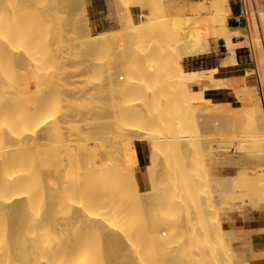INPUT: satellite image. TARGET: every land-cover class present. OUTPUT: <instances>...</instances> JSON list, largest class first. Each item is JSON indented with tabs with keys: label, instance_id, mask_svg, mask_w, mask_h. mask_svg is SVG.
<instances>
[{
	"label": "bare ground",
	"instance_id": "bare-ground-1",
	"mask_svg": "<svg viewBox=\"0 0 264 264\" xmlns=\"http://www.w3.org/2000/svg\"><path fill=\"white\" fill-rule=\"evenodd\" d=\"M115 1L120 12L136 13L134 21L132 13L127 18L135 30L124 28L132 32L131 47L124 40L120 45L121 39L116 44V29L93 32L82 14L86 0H0V264H223L231 260L232 230L222 223L229 201L252 195L257 207L264 206V112L259 110L260 93L255 96L250 87L248 63L235 54L233 36L241 34L228 24V3L213 16L218 24L213 41L221 38L228 53L211 71L197 72L226 76V82L244 80L251 122L194 154L186 140L188 116L151 106L155 100L164 102L158 106L169 105L194 80V71L183 67L184 56L212 49L206 35L192 39L184 34L199 16H171L169 0L157 8L152 0ZM77 3L84 4L80 20L72 16ZM251 21L264 106V12L257 0ZM174 32L180 42L165 47ZM112 40L118 49L125 52L126 45L130 51L120 55L117 46L112 49L117 52L111 55L125 63L123 74H118L115 57V65L110 60L107 66L88 58ZM100 73H105L101 77L107 81L100 79L107 88L98 93L88 80ZM129 74L139 81L134 87L129 79L122 81L117 91L116 77ZM153 74L169 84L164 97L148 86ZM95 99L102 102L91 103ZM194 101L197 108L202 101L211 102L198 95L193 107ZM203 114L199 116L205 119ZM149 120L163 125L164 132L155 134ZM136 146L142 154L138 159L132 150ZM228 150L246 152L256 162L241 164L232 174L212 173L205 152ZM167 151L178 153L177 167L162 165H168ZM146 152L155 160L151 172L138 164ZM134 162L142 168L140 177Z\"/></svg>",
	"mask_w": 264,
	"mask_h": 264
},
{
	"label": "rangeland",
	"instance_id": "rangeland-1",
	"mask_svg": "<svg viewBox=\"0 0 264 264\" xmlns=\"http://www.w3.org/2000/svg\"><path fill=\"white\" fill-rule=\"evenodd\" d=\"M152 1H153L154 6H156V8H157V6L159 7V4L161 3L160 1H163L164 3L166 2V0H152ZM169 1H171V3H172V6H171V9H170V12H169L171 14V16H174V17H175V15H177L176 17L189 16V18H193L194 15H190V14L194 13L197 16H199L198 17L199 18V20H198L199 22L202 21V19L204 20L202 22H205L206 19H207V21H206L207 23H203V24H202V22H200L201 23L200 24L197 20H194V22L196 21L195 24H194V28L193 27L192 28H188L189 30L188 29L186 30L188 34L186 33V31L184 33V34L187 35L188 38L192 37V39H193L194 35L198 36L199 34L202 33L201 35L202 36L206 35L207 38L209 39V41L211 42V41H213L214 37L216 35H218V29H217L218 28V24H217V21L215 20V17L213 18V16H215V13L217 11H219V9L221 8L220 6L223 5V3H228V0H214V1L213 0H194V1L193 0H182L181 4L176 3L174 0H169ZM219 1H222V3H220ZM87 2L88 1L86 0L85 6H84V4H83L84 7L82 6L83 8L81 7L82 4H80V7H78V5H79L78 3L76 4V7L74 8V10L72 12V16L75 19L80 20V19H82L81 17H84L80 13V11L82 12V9H83V13L82 14L83 15L85 14V17H88V19H89V15H88V11H87ZM217 5H219V6H217ZM117 6H118V4H117ZM80 8H82V9H80ZM216 9H218V10H216ZM120 10H121V12L123 10V12H122L123 13V18H122L121 12L117 9L118 18L121 17V18H119V21H121V22L123 21V23L125 24V22L126 23L128 22L127 18L128 19H129V17L131 18V15L134 12L132 11L131 12L132 14H131L130 13L131 10H129V9L128 10L120 9ZM84 11H85V13H84ZM127 11L129 12V14L124 15V13H128ZM158 13L159 12H157V15L159 17L160 13L159 14ZM128 15H130V16L128 17ZM153 15H155V12H154ZM157 15L153 16V17H157ZM124 16H126V18ZM132 16H134L133 20H132V21H134V18L136 17V13L133 14ZM191 16H193V17H191ZM209 17H211V18H209ZM212 18H213V22H212ZM136 19H137V17H136ZM208 19L210 21H208ZM129 22H130L129 24L132 23L131 20H129ZM208 22H212V23H208ZM123 23L121 25V28L118 27L119 30H118V28H116V30H115V32L118 34V37H115L116 38V44H119V40L121 39L120 43H121V41L123 42V40H124V43H126V45H127L126 41H128V39L131 40V38H129L128 36H129V34H132V32L135 30V28H133L131 26L134 30L131 29L130 25L128 23L127 24L129 25V27H127L128 26L127 24H126L127 26L125 27V26H123ZM119 24H120V22H119ZM122 27H123V30H122ZM124 28H126L127 30L129 28V30L131 29L132 32L130 33V31H127ZM120 30H122V31H120ZM197 30H198V32H197ZM94 31L95 30H93V32ZM239 31H240L241 35L233 36L234 40H238L239 38H243V36H244L243 29L239 28ZM174 33H173L174 39L167 41V43L165 44V47L170 48V44L172 42H174V43L180 42L179 41L180 40L179 39L180 38L179 34L176 33V32H174ZM176 35H177V39H176ZM189 35H190V37H189ZM114 41H115V39H114ZM114 41L112 40L110 44L109 43L108 44L107 43L102 44L101 46H99L98 52L96 54H93L92 56L89 55L88 58L91 57L90 60L95 61L96 63H102V64H104L103 66H107V64H108L107 62L110 61V60H111L110 61L111 63L113 61L115 62V60L117 58H116V56H112V55H116V54H112V53H116L117 52V51L113 52L114 51V47H116L117 45L115 44ZM117 41H118V43H117ZM128 42H129V45H130L131 42L130 41H128ZM174 43H172V44H174ZM134 44H137V41ZM112 45H114V46H112ZM120 45H122V43ZM126 45L124 46L125 47V52L128 53L130 51L127 52ZM237 45H238V42H237ZM134 46L136 47L137 45H134ZM101 47L102 48L106 47V48L104 50V49H101ZM107 47L110 48V49H108ZM128 47L129 46H127V49H128ZM130 47H131V45H130ZM135 47L132 46V50ZM116 48L118 49V46ZM242 48H244V47H242ZM112 49H113V51H112ZM235 49L237 50V48H235ZM107 50H108V52H107ZM123 50L124 49L122 48V50H121L122 53L120 52V55L125 53ZM220 50L221 51H219L218 57H220V56L224 57L228 53V50L224 46L221 47ZM110 51H111V53H110ZM114 57H115V60L111 59V58H114ZM223 57L220 58L219 60H217V62L219 64L221 63ZM256 58H257V56H256ZM243 60H244V58H243ZM246 60H251L252 61V62L248 63V69H249V74H250V78H251L250 80H251V84H252L250 87H251L252 92L255 94V96H256L257 92L260 93V99H261V103L260 104H261V106L259 107V110H262L264 112L263 99H262L261 89H260V87H258V83H257L256 75H255L254 62L248 56V54H247ZM116 61H118V63L116 65L114 63H112V64L119 67V69L117 67L118 74H120V73L123 74V72L120 71L121 70L120 68H121L122 65H123L122 66V68H123L125 66L124 65L125 63L123 64L122 62H119V60H116ZM132 61L135 62L133 59H132ZM132 61L129 62L128 65H133L134 63ZM118 64H121V65L119 66ZM219 64H217V65H219ZM216 66H214V67H216ZM183 67H184V65H183ZM212 68L213 67H211V69ZM262 68H264V61L263 60H262ZM184 69H185L186 72H190V71H187V69L185 67H184ZM208 69L211 71L210 68H208ZM197 71L198 70H194V81L207 78V79H209L212 82V86H211L212 89H207V86H203V88L201 90H199V91H192L191 88H190V83L192 82L191 81L189 83L188 88H186V89L185 88H180L176 92V96L174 97V99L170 100L171 102H170L169 105H167V106H165V105L164 106H158V104L159 105H163L164 102L162 101L163 103L161 104V101H160L159 103L157 102V104H156V100H155L153 102V105L151 106V109H159V108L161 109V107H162V109L164 108L163 110L167 109V111L169 112V115H171V116L175 115L180 110L185 115L188 116V118H189L188 119V121H189L188 128H190V130L187 128V132L190 131L191 134H190V132L188 133L189 136H188V139H186V140H187V145L191 143L190 144V145H192L191 148L189 146L188 147L190 149H192V152L194 154H198L199 150L202 147L204 148L208 142H212L213 144L216 145V144H220V143L226 141L228 136L231 134L230 132L238 131L240 129H245L248 126H250V122H251V118H250V107L251 106L249 105L250 98H249V94H248L249 90H248V87L245 85L244 80H242L240 77H236V78H233L231 80L229 79L226 82L225 81L226 76H223V75L219 76V75H215L213 73H212V75L203 76V75L199 74ZM257 71L259 73L258 67H257ZM105 73H106V71H105ZM105 73L104 74L100 73L99 76L95 75L93 78H91V80H88L89 82L94 81L95 85H97L96 90H97L98 93L100 92V90H103V88L104 89L107 88L106 85L104 84L105 82H103V80H105V78L101 77L102 75L105 76ZM129 77H131V78H129ZM100 78H103V80L100 79ZM125 78H127V79L125 80ZM128 79H129V81H128ZM147 80H148V86L150 88H154L155 91H157V93H160V95L162 94V96H163V94H167V93L170 92L169 91V87H168L169 84L167 83L165 77L157 76V75L153 74V76H148ZM105 81H107V79ZM115 81H116L115 82L116 84L113 85V87L117 85L116 87L118 89L116 87L115 88L118 91V90H120L119 87H120V84H121L122 81H125V82L128 81L129 83L131 82V84H132L133 82H138L139 80L136 77H134L132 74H129L128 76L127 75L126 76L125 75L124 76L120 75V76L116 77ZM119 81H120V83H119ZM102 82H103V86H101ZM128 82L126 84H129ZM123 84L125 85V83H123ZM121 86H122V84H121ZM132 86H133V84H132ZM134 86H135V84H134ZM100 87H102V88H100ZM197 95L200 96L201 98L207 97V98L210 99L211 102L210 103H205L204 101H202L201 104L199 105V107L197 108L196 105H195V101H194V107H193L192 106V98L194 97V99H195L197 97ZM96 101H98L99 103L102 102V100H100V99H95V101L91 102V103L98 104V102H96ZM200 114H203L204 116H205V114H207V115L205 116V119H204V118H201V116H199ZM169 115H167V116H169ZM192 116H194V120H192L193 119ZM150 123H153V122L151 120H149L148 124H150ZM150 125H151V128H152L150 130L154 131V133L157 134V135H160L165 130V127L163 125H161V124H157L156 125L155 123H153V124H150ZM100 134H101V136H104L103 132H101V131H100ZM152 135H153V133H152ZM112 137L113 138L115 137V139H116V136H112ZM148 137H151L150 133H148ZM117 139H118V136H117ZM228 144L232 146V144H230L229 142H228ZM137 147L138 146H136V148L132 149L133 151L136 149V151H134V153L132 151V153L135 154L136 158L138 159L140 157V155L142 156V154L140 152V149H137ZM167 152H168L167 153L168 165L167 164H162V165H165L166 168L177 167V165H178V159L177 158L179 156L178 153L175 152V151L174 152L167 151ZM170 153L173 156L172 158L174 160L170 158V156H171V155H169ZM133 154H132V157L134 156ZM146 154H147V158H146V160H143V162H139L138 163V161H135V160H137L136 158H134V161L136 163L140 164L141 166L143 164H146V165H144V167L146 166L145 169L148 170L149 172H151V171L155 170V167H156L154 165V161L155 160L153 158V153L146 152ZM219 154H225L226 157L230 158V160H231L230 161L231 162V168L229 170L223 171L220 168L211 167V165H210V157L212 155L214 156V155H219ZM245 154L250 155V154H248L246 152H235L233 150H228L226 152L213 151V152H205V157H206L207 164L211 167L212 173L232 174V173H235L237 171L239 165H241V164H244V165H253V164H255L256 161H254V159L249 157V156H245ZM250 156H252V155H250ZM121 159L124 160L125 158H121ZM136 163L133 166L134 170H135L134 173L135 172H137V173L141 172L142 171L141 166L140 165L138 166V164H136ZM175 164H177V165L175 166ZM140 168H141V170H140ZM148 171H146V174L148 173L147 176L149 177V176H151V173H149ZM137 173H136V175H137L136 177H140L139 173L138 174ZM168 186L167 187L170 188V185H168ZM149 189H151L150 192L153 194L155 189H153L151 186H149ZM149 189H148L147 193H150ZM148 199H149V197H148ZM149 201H151V199ZM169 208H171V207L170 206L167 207V209H169ZM240 208H241V210H240ZM225 209L228 210V213H227L228 215L226 214V216H228V217L226 218L224 215H222V218H223L222 219V223H223L224 227H225V223L224 222L230 221V220L234 219L236 216H241L243 213H245L247 211H251L253 209L264 210V206L255 207L253 205V201L243 200L242 198H235V199H233L231 201L230 204H228V206ZM196 217H195L194 223L196 222L195 225H198L199 223H198V221H197L198 219ZM175 219H176V217L173 220H175ZM165 236H166L165 239H167L168 238L167 233H165ZM229 238H230V241H229L230 242V248L232 250V246L235 243L238 242L237 239H235V234H234L233 231L230 234ZM223 264H232V261L231 262H227V263L224 262Z\"/></svg>",
	"mask_w": 264,
	"mask_h": 264
},
{
	"label": "crops",
	"instance_id": "crops-1",
	"mask_svg": "<svg viewBox=\"0 0 264 264\" xmlns=\"http://www.w3.org/2000/svg\"><path fill=\"white\" fill-rule=\"evenodd\" d=\"M87 1V11L92 30H100L103 28L116 29L119 27L117 4L115 0ZM174 1L179 4L182 2V0ZM257 4L259 9L264 12V0H257ZM228 5L231 10V14L228 17L229 26L233 28H242V23L238 19V14L240 12L239 0H228ZM190 15L196 16L194 13H191ZM235 41L238 42L236 47L237 50L235 49L237 59L245 63L252 62L251 60H246L247 54L245 53V49L242 48L246 46L245 39L239 38ZM210 45L212 46V49L208 52L183 57L182 63L187 71H194L203 68L208 69L219 64L217 60L223 56L218 57V53L221 51V47H223V41L221 38H218L216 43L211 41ZM203 86H207V89H212V82L209 79L204 78L197 81L193 80L190 83L192 91H199ZM245 156L252 158V156L247 154H245ZM230 161V158L226 157L225 154L212 155L210 157L211 167L220 168L223 171H227L231 168ZM235 198L253 201V205L257 207L255 205L257 201L256 196L244 195ZM231 201L232 200L229 201V204ZM236 217L230 221L224 222L225 228H230L235 234V239L238 241L232 246V250L230 248V262L232 261V264H264V210L253 209Z\"/></svg>",
	"mask_w": 264,
	"mask_h": 264
},
{
	"label": "built area",
	"instance_id": "built-area-1",
	"mask_svg": "<svg viewBox=\"0 0 264 264\" xmlns=\"http://www.w3.org/2000/svg\"><path fill=\"white\" fill-rule=\"evenodd\" d=\"M240 3V12L238 14V19L242 23L243 34L247 39L248 44L244 46L245 52L254 62V70L255 75L258 83V87H260L262 91V81L261 77L257 71V61H256V52L255 48L253 47V42L251 40V33H252V11H253V0H239Z\"/></svg>",
	"mask_w": 264,
	"mask_h": 264
}]
</instances>
